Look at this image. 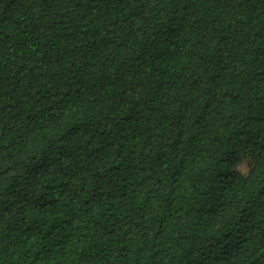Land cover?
<instances>
[{
    "label": "trees",
    "instance_id": "obj_1",
    "mask_svg": "<svg viewBox=\"0 0 264 264\" xmlns=\"http://www.w3.org/2000/svg\"><path fill=\"white\" fill-rule=\"evenodd\" d=\"M0 264H264V0H0Z\"/></svg>",
    "mask_w": 264,
    "mask_h": 264
},
{
    "label": "rangeland",
    "instance_id": "obj_2",
    "mask_svg": "<svg viewBox=\"0 0 264 264\" xmlns=\"http://www.w3.org/2000/svg\"><path fill=\"white\" fill-rule=\"evenodd\" d=\"M235 170H237L238 172L242 173V174H245L246 171H247V166H246V163H242L241 165L237 166L235 168Z\"/></svg>",
    "mask_w": 264,
    "mask_h": 264
}]
</instances>
